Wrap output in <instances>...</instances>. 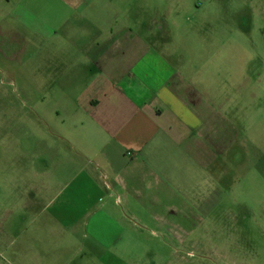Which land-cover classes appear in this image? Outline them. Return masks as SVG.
<instances>
[{"label": "crops", "instance_id": "1", "mask_svg": "<svg viewBox=\"0 0 264 264\" xmlns=\"http://www.w3.org/2000/svg\"><path fill=\"white\" fill-rule=\"evenodd\" d=\"M6 1L29 13L15 20L25 51L40 56V86L85 90L60 101L65 120L40 129V149L31 129L0 128V228L30 216L55 232L59 253L86 250L84 264H155L170 262L208 216L254 210L248 187L264 186V147L251 137L256 118L264 127L262 75L243 77L232 95L222 80L181 94L166 52L145 47L119 5L109 14L98 0ZM45 6L62 14L33 10Z\"/></svg>", "mask_w": 264, "mask_h": 264}, {"label": "rangeland", "instance_id": "2", "mask_svg": "<svg viewBox=\"0 0 264 264\" xmlns=\"http://www.w3.org/2000/svg\"><path fill=\"white\" fill-rule=\"evenodd\" d=\"M98 1L109 14L119 5L129 30L144 35L145 47L166 52L168 65L177 72L173 85L181 94L183 87L194 94L200 82L214 86L222 80L226 95L245 76L264 77V0ZM109 1H113L111 9H104ZM11 7L0 0V128L31 129L32 148L40 149L44 145L40 129L46 125L56 129L65 120L60 101L74 102L85 88L40 86V56L25 51V30L15 20L17 14L28 20L29 13L19 7L13 14ZM34 9L47 18L63 11L54 6ZM255 120L251 137L264 147V127L260 118ZM248 188L254 205L250 214L230 211L208 216L186 244H175L170 262L158 259L155 264H264V186L252 182ZM26 220L0 228V264H84L86 250L65 247L61 254L52 242L54 231L31 226L30 216Z\"/></svg>", "mask_w": 264, "mask_h": 264}]
</instances>
